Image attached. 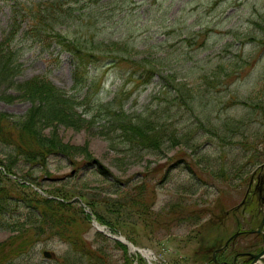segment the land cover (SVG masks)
<instances>
[{"label": "rangeland", "instance_id": "obj_1", "mask_svg": "<svg viewBox=\"0 0 264 264\" xmlns=\"http://www.w3.org/2000/svg\"><path fill=\"white\" fill-rule=\"evenodd\" d=\"M58 1L71 8V17L53 29L40 21L41 35L34 38L30 14L39 20L38 6ZM96 1L0 0V42L6 33L19 31L12 44V75L0 76V97L19 96L16 84L41 76L81 102L87 91L75 86L72 57L58 45V33L82 38L87 30L82 22L91 21L97 41L126 43L125 57L158 70L145 84L129 77L133 71L126 63L93 69L98 82L92 103L116 100L128 114L176 134L158 152L139 153L105 121L81 132L59 127L61 139L85 148L97 167L81 156L49 157L46 166L23 164L14 171L33 189L23 184L12 189L8 182L6 192L26 206L30 200L37 204L39 192L62 190L68 198L81 193L87 210L101 216L111 234L153 252L150 264H203L232 233L246 229L233 209L257 165H263L264 175V111H256L264 106V0ZM176 87L193 94L186 104L169 93ZM29 108L27 101L0 100V112L8 116L21 117ZM172 141L177 144L170 146ZM7 152L0 146L2 160H8ZM99 166L109 171V182H103ZM142 190L144 205L133 208L124 198L133 200ZM72 205L64 213L71 222L64 237L34 222L16 232L0 229V264H95L101 259L142 264L139 253L98 236L79 204ZM243 241L255 240L241 237L237 247ZM45 250L53 260L44 259Z\"/></svg>", "mask_w": 264, "mask_h": 264}, {"label": "trees", "instance_id": "obj_2", "mask_svg": "<svg viewBox=\"0 0 264 264\" xmlns=\"http://www.w3.org/2000/svg\"><path fill=\"white\" fill-rule=\"evenodd\" d=\"M44 9L45 11H52L51 5H49V9H47V7ZM48 11L47 13H49ZM47 13L44 19L48 17ZM89 42L90 44L88 47L92 46L96 51L88 49L83 51V47H79L74 43L65 45L67 51L73 54L76 71L78 72H85L88 67L101 61V57L99 56L101 52L99 50H102V54L109 50L113 51L110 45H106L102 42L97 43L93 40ZM2 52H5L3 46L0 50V70H2V73H7V68L9 66L6 61H3L5 57L2 56ZM2 65L5 66L2 67ZM147 72L152 73L153 70ZM17 87L18 91L21 93L18 99L30 101L32 107L26 116L11 123L7 122L6 115L0 113V142L6 143L1 140L6 137L5 132L17 133V135H19V141L5 144L13 149L14 162L11 166L16 164L17 157L25 160H33L34 162H42L44 161V156L47 154L65 156L67 154H72L74 151L80 153L85 150L84 148H76L65 144L57 132V128L61 125L79 130L82 129L83 123L87 122V120L82 118L77 112L78 104L73 98L42 78H35ZM180 91L181 89L175 88L174 96H178L179 93L180 96H184L185 94L186 98H191L193 96L192 93H188L187 91ZM186 102L187 100L185 99L183 103ZM111 111L112 110H110V113H112ZM257 111L262 113L264 111V106L259 105ZM111 115L113 118H117L119 123L118 129L121 131L122 136L128 139L127 141H129L130 144H135L144 149L157 150L164 143L165 134L160 126L155 127L144 121L134 123L125 113L114 112ZM92 117L95 118V114ZM49 127L52 129V132L47 136L44 134V130ZM173 136L174 133H172V137ZM1 195L2 193L0 192V228L15 230L14 228L19 226L21 224L20 222L25 218L22 217L23 215L16 214V212L11 211V209L9 210V204L5 203L7 200ZM40 204L48 208L52 205H57V207L60 208L57 210L55 209L52 214L39 212L38 215H27L37 218L42 225L41 229H43V226H49L50 224L51 228H64L68 225V221L65 220L66 216L64 215V211L61 208L66 206L65 204L56 200H41Z\"/></svg>", "mask_w": 264, "mask_h": 264}, {"label": "flooded vegetation", "instance_id": "obj_3", "mask_svg": "<svg viewBox=\"0 0 264 264\" xmlns=\"http://www.w3.org/2000/svg\"><path fill=\"white\" fill-rule=\"evenodd\" d=\"M262 237L261 243L258 241L243 243L244 246H238L236 242L233 243V249L224 252V256H219L218 254L213 255L211 259L207 260L206 264H252L253 258L251 254H258L263 249L262 244ZM264 264V259L262 261Z\"/></svg>", "mask_w": 264, "mask_h": 264}, {"label": "bare ground", "instance_id": "obj_4", "mask_svg": "<svg viewBox=\"0 0 264 264\" xmlns=\"http://www.w3.org/2000/svg\"><path fill=\"white\" fill-rule=\"evenodd\" d=\"M141 253H142L143 256L146 257L147 259H151V258H152V253H151V251L142 250Z\"/></svg>", "mask_w": 264, "mask_h": 264}, {"label": "water", "instance_id": "obj_5", "mask_svg": "<svg viewBox=\"0 0 264 264\" xmlns=\"http://www.w3.org/2000/svg\"><path fill=\"white\" fill-rule=\"evenodd\" d=\"M47 257H50V255L48 253L45 254Z\"/></svg>", "mask_w": 264, "mask_h": 264}]
</instances>
